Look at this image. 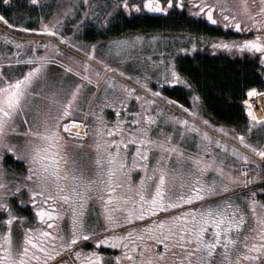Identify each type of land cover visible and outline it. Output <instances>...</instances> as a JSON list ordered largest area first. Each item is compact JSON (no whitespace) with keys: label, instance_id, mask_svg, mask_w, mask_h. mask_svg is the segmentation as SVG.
<instances>
[{"label":"snow or ice","instance_id":"6c2138e0","mask_svg":"<svg viewBox=\"0 0 264 264\" xmlns=\"http://www.w3.org/2000/svg\"><path fill=\"white\" fill-rule=\"evenodd\" d=\"M81 2L92 7L90 0ZM3 3L7 6L10 0ZM31 3L35 6L40 0ZM239 3L240 15L225 14L228 0H142L141 4L119 0L113 9L169 13L177 7H188L189 11L195 7L198 10L192 15L213 24L221 23L214 16V10L218 11L224 27L233 26L245 33L254 30L256 35L242 42L221 41L213 47L261 54L264 66V0H259L254 11L249 0ZM251 3L256 5V0ZM75 14L69 7L60 19H54L53 13L49 22L40 18L39 28L19 29L48 34L58 43H17L4 37L5 44L14 45L17 51L11 53L15 60L0 62V214L5 217L0 219V264H264V202L256 198L264 195V189L248 195L235 191L264 181L259 172L248 175L250 165L260 167L257 161L235 146L229 149L219 138L213 140L194 121L169 115L164 122L179 128L176 134L180 139L174 142V134L160 129L163 109L153 111V106L155 98H163V94L148 87L151 77L147 73L142 87L152 98L135 95L140 102L138 110L128 111L135 90L115 76L106 77L92 62L120 76L126 73L98 58L97 44H72L60 31L62 21ZM93 15L99 20L94 11ZM111 16L113 12L108 13ZM108 17L100 21L101 27L109 23ZM0 21L18 27L3 14ZM83 22L77 20V32ZM142 41V37L110 41L106 54L131 59L130 54ZM25 44L32 46L29 51ZM60 44L83 53L84 58L69 56L71 62L66 63L58 58L64 56ZM22 55L23 60L19 59ZM158 63L163 61L152 62L153 67ZM14 66L26 70L13 75L8 70ZM51 66L61 71L54 73ZM156 79L158 84H187L174 63L166 65ZM136 82L141 83L139 76ZM246 95L249 99L243 105L250 118L247 135L236 133L235 138L264 163V147L259 146L264 135L255 144L247 138L254 128L264 130V116H257L252 104L257 98L264 99V93L253 87ZM106 108L115 110L114 121L105 118ZM220 131L225 132L223 128ZM189 140L195 143V152L183 146ZM7 157L22 163L26 175L7 179L9 173L3 167ZM13 184L15 187H9ZM25 191L29 199H19L16 206L30 204L42 227L23 228L27 218L14 214L11 200ZM97 205L101 211L90 227L88 221ZM14 222L21 226L19 240L14 235ZM83 242H93L94 247L85 250L78 246ZM101 245H110L120 254L106 256L98 250Z\"/></svg>","mask_w":264,"mask_h":264},{"label":"rangeland","instance_id":"374dc122","mask_svg":"<svg viewBox=\"0 0 264 264\" xmlns=\"http://www.w3.org/2000/svg\"><path fill=\"white\" fill-rule=\"evenodd\" d=\"M119 0H90L91 8L84 5L81 0H40V3L36 4L35 6L32 5L31 0H10L9 5L5 6L3 3V0H0V7L4 10V12L8 13V17L10 18V23L16 24L17 28H11L4 22L0 21V62H2L4 59H13L15 60L16 57L12 56L11 53L17 51L14 45L11 44H5L4 37H11L14 39L17 43L26 42V41H38L40 40V44H44L47 41H51L52 43H58L57 39L55 37H52L48 34H42V33H29L22 30H19V28H39L41 26V17L44 18L43 22H49V18L53 17V13H56L54 19H60L61 14L64 12L65 9L72 7L74 8L76 14L75 16L69 15L62 21V28L60 31L63 35L70 38V43L80 45L84 44H97L96 48V56L98 58L104 59L106 63H108L112 68H119L120 71L125 72L126 76H120L119 73L116 72H108L105 69H101L100 67L96 66L97 64L95 61L92 63L95 65V68L99 69L102 73H105L106 77L115 76L116 79L122 83L127 84L132 89L135 90L133 97L135 98V95H141V96H147L148 98H152L149 93L146 92V90L142 87V83L144 82V76L145 73H147L148 77H151L147 81L148 87H150L153 91H160L163 92V90H173L177 92L180 88H182L183 93L188 95V93L193 89L192 87H188L187 85H179V84H163L161 81L159 84L157 82L156 77L159 76V73L164 71V67L166 65L175 64V70L179 71V61H185V58L183 57L184 53H192L193 52V45L195 44V47L199 48L201 47V44H204V42H207L208 36L206 35H200L199 32L194 31L193 28L186 27L185 24H177V23H161L160 25H156L153 21H140L137 20L135 25L133 27H128L126 31L118 32L119 30H111L107 29L100 32H94L93 28L88 25V20L94 19V17L91 16L93 11L99 15V19L101 18V15L105 14L108 11H105V9H109V12H114L113 6L117 4ZM130 3L135 4H141L142 0H129ZM209 3H214L215 0H208ZM51 3V4H50ZM49 5V7H43L42 5ZM229 4V11L225 14L227 15H240L241 14V7L239 0H228ZM249 5L252 7L253 11L256 9V7L259 6V0H256V5H252L251 0H249ZM195 7L192 8L191 11H189V8L186 7L184 11L181 13H185L188 16L195 17V15H192V12L197 11ZM122 12L124 10L122 9H116L114 14L117 12ZM87 12V19L84 18V13ZM134 12V11H132ZM128 14H131L127 12ZM0 14L2 12L0 11ZM176 16V15H174ZM214 16L221 20V23H217L218 27L217 29L220 31L221 34H224V30L229 27H224V22L222 20V17H220L218 11L214 10ZM121 17V16H120ZM197 18V17H196ZM78 19H82L84 22L80 26L79 31L77 32L75 29L76 22ZM193 24V21H188ZM185 23V21H183ZM236 32H232L231 35L233 38L238 37L239 39H242L243 36H245V32H241L240 30L236 29L233 26H230ZM124 29V28H122ZM223 31V32H222ZM254 31V30H252ZM34 36H39L40 39H34ZM136 37H142L143 41L142 43L138 42L137 48L130 54L131 59L125 60L124 57L117 58L114 55H107L106 53L109 50V42L110 41H120V40H132ZM155 37V40H152L151 38ZM210 39V38H209ZM31 45L25 44V50L29 51ZM60 47L64 51L63 57H58L60 59H64L66 63H70L68 57L69 56H76L80 59L84 58L83 53L76 52L75 49L70 48L67 45L60 44ZM183 49H187V51H184ZM223 49V48H221ZM89 49H85V52H87ZM190 50V52L188 51ZM224 50V49H223ZM38 51L40 53H43L44 49L39 48ZM115 50H113L114 52ZM229 50H227L228 52ZM237 50L232 49L233 55L235 54ZM54 54V53H51ZM239 54V53H238ZM148 57H151V60L147 59ZM236 58V57H235ZM19 59L23 60L25 57L22 55L19 57ZM163 61L162 64L158 63L157 67H153L152 62H160ZM192 61V60H191ZM77 66V65H74ZM5 67H7L5 65ZM54 73H58L61 71L57 68V66H51ZM103 68V66H102ZM22 70H26V68H22L21 66H14V70L9 69L8 71L11 72L13 75L18 74ZM111 73V74H110ZM130 76L132 79H128L127 77ZM140 77L141 83L136 82V77ZM71 81V77H69V81ZM103 83V82H102ZM91 90L95 91L94 86H91ZM157 100L156 105L153 106V110L155 111L156 108L164 109L168 107L167 105H172L175 107H178V105H174L175 103H169L171 99L166 98H155ZM164 103V104H162ZM89 106L85 105V109L87 110ZM109 111L108 109H106ZM110 112V111H109ZM113 112H111V115ZM193 116L197 118L198 120L207 121L209 123V120L211 118L204 117L203 115ZM245 115V114H244ZM167 116L164 113V117L161 118L160 121V129L163 130L165 133H172L174 134V142L179 141L180 137L176 133H178L179 128H175L171 124H166L164 122V118ZM207 120H206V119ZM247 118V117H246ZM207 123V125H208ZM246 126H248V122L246 123ZM211 127V128H210ZM208 128L212 129V131L215 130L216 133L206 129V128H200L202 132L207 131L209 135L215 140L216 138H219L221 141L226 143L231 149L232 146H235L238 148L241 152L249 155L252 159L256 160L257 162L260 161V158L253 153L250 149L245 147L243 144L239 142L238 139L235 138V133H226L221 132L219 127H215L213 124V127L210 126ZM247 128V127H246ZM246 128H244L246 130ZM257 131L264 134V130H260L257 128ZM233 135V136H232ZM227 138L232 143H228L224 141L225 139L221 138ZM88 140L86 139L85 142V149H87ZM187 151H196V145L191 140H189L187 143L183 145ZM231 161V157H229L228 161H226V164ZM3 167L7 169L9 175L7 179L13 180L16 177H23L26 175L25 166L20 163L19 161L13 159L12 157H7L3 162ZM257 173V167L253 166V170L248 174L249 176H252ZM237 175H239V165L237 164ZM261 175V174H260ZM243 178V177H242ZM23 183V180L20 181ZM9 187H15V185H10ZM261 189H264V181L257 180L256 182L247 185L245 188H237L235 191L236 193H241L243 195H248L249 193L255 191L257 193L260 192ZM258 200L264 202V195H257L256 197ZM19 199H24L27 201L29 199V194L25 191L22 192V194L17 197L14 200H11V203L15 207V213L18 217H25L27 218V221L23 223V228L33 227L37 228L41 223L36 220L34 209L30 206V204L25 203L21 206H16L17 201ZM101 209L97 205L96 208L93 210L92 216L89 218V226L91 227L94 225L97 221L96 213L100 212ZM4 215L0 214V219H4ZM102 219V218H101ZM21 226L14 222V235L19 240L22 238V231L20 230ZM98 232V229H93ZM85 243V242H83ZM82 243H78V245H81ZM92 247L94 246L92 242ZM87 247V246H83ZM157 247L160 250L162 249V245H157ZM68 258V257H66Z\"/></svg>","mask_w":264,"mask_h":264},{"label":"flooded vegetation","instance_id":"af4514ba","mask_svg":"<svg viewBox=\"0 0 264 264\" xmlns=\"http://www.w3.org/2000/svg\"><path fill=\"white\" fill-rule=\"evenodd\" d=\"M163 3V0H162ZM51 4V3H50ZM186 8V7H185ZM181 8H173L170 9L169 13H159V12H150L147 10H142L140 12H131V14H128L126 11L118 12V14H114L113 16L108 17L109 9H105V14L101 15V18L99 20L96 19V16L91 14L92 17H94L93 21L88 20V25L91 26L94 30V32H100L107 29H111L113 31L119 30L118 32H123L128 30V27H133L135 25L137 20L140 21H151V20H161V23H177V24H185L186 27L193 28L194 31L199 32L200 35H206L208 36L207 42H204V44H201V47L197 48L195 47L193 49V52L190 53H184L183 57L185 58V61H179V71L181 78L187 81V84H179V85H187L189 87V84L193 83L195 93L197 97L201 98L202 100H205V95L203 93L202 88L200 87V83L198 80L194 77V75L197 76L201 72V70L204 68V66L212 67L214 64H222L225 67H231V65L234 63V60H238L242 68L246 72L250 70V66L255 65L256 66V74L258 83L256 86V89L258 92L264 93V66L260 64V56L261 54L251 55L247 52H244L241 54L240 52L236 51L233 55L232 50L227 52V49H221L219 47H213L214 44H219L221 41L225 42H232V41H243L245 39H252L256 32L250 30V33H246L245 36L242 37V39H239L238 37L233 38L231 35L232 32H236L233 28L229 26V28H226L223 32L224 34H221L220 31L217 29L218 25L213 24L206 20L203 16H195L191 17L188 16L185 13H181L184 11V9ZM120 10V9H119ZM2 14L5 17H8L5 15V13L2 12ZM176 15V16H174ZM121 16V17H120ZM105 17L109 18V23L103 27H101L100 21H103ZM197 17V18H196ZM7 19V18H6ZM185 21V23H183ZM188 21H193V24ZM36 27V26H35ZM34 27V28H35ZM124 28V29H122ZM20 29V28H19ZM121 30V31H120ZM210 38V39H209ZM34 39H40L39 36H34ZM40 41V40H38ZM184 51H187V49H183ZM190 52V50H188ZM239 53V54H238ZM236 57V58H235ZM192 60V61H191ZM215 71V68H214ZM6 74H8L6 72ZM111 74V73H110ZM130 87V86H129ZM131 88V87H130ZM163 97L166 99H174L172 96L177 95L184 101L187 98V93L184 94L182 88H180L177 92L167 89L162 92ZM189 94V93H188ZM140 102H137L134 97H132L131 100L128 101L129 108L128 111L135 112L138 110V104ZM254 108L258 114V116H264V99L257 98V100L252 101ZM107 109V108H106ZM105 109L104 116L109 121H114L116 119V114L114 109H108L107 111ZM189 109V108H188ZM111 112L113 114L111 115ZM196 112H201V114H204L208 116L209 114H213L214 111L212 108L208 107L207 104L204 102L203 107L201 110H196ZM123 118V116L121 117ZM219 128H223L225 132L232 133V132H239V127H236L229 123H221L219 125ZM234 130V131H233ZM263 134V133H262ZM264 135V134H263ZM261 139L259 138L257 140ZM257 140L250 141L249 143H256ZM260 147H264V142H262ZM257 164L260 165V167H257V172H259L262 176H264V171H261V169H264V163L260 161L257 162ZM138 179V177H134ZM139 225H137L138 227ZM38 227H42V225H39ZM124 229H118V231H123ZM92 242H85L81 245H78L79 247L90 250L92 249ZM87 246V247H83ZM98 250L102 253H104L106 256H116L120 254V250L118 249H112L110 245H101L99 246ZM65 259H67L65 257ZM112 264V262H110Z\"/></svg>","mask_w":264,"mask_h":264},{"label":"trees","instance_id":"16d2710c","mask_svg":"<svg viewBox=\"0 0 264 264\" xmlns=\"http://www.w3.org/2000/svg\"><path fill=\"white\" fill-rule=\"evenodd\" d=\"M0 11L8 16V13L0 7ZM156 25L161 24V20H151ZM238 60H234L231 67H225L222 64H214L211 68L204 66L199 74L194 77L200 83V87L205 95V102L208 107L212 108L213 114L208 116L202 114L204 117L211 118L206 126L219 127L221 123H229L239 127V132L245 133L246 123L249 119L244 115L243 100L247 98V91L250 88L257 86L258 79L256 66H250L249 73L242 70ZM215 68V71H214ZM174 99L182 102L179 96H172ZM186 101V99L184 100ZM206 119V118H205ZM207 120V119H206ZM208 121V120H207ZM211 128V127H210ZM227 133V132H226ZM246 134V133H245ZM247 135V134H246ZM263 134L259 130L253 129V132L248 135V142L257 140ZM233 136V135H232Z\"/></svg>","mask_w":264,"mask_h":264},{"label":"crops","instance_id":"0c3cea01","mask_svg":"<svg viewBox=\"0 0 264 264\" xmlns=\"http://www.w3.org/2000/svg\"><path fill=\"white\" fill-rule=\"evenodd\" d=\"M189 85H190V88L192 87L193 89L189 92V94H188V96H187V98H186V101H182V102L179 101V100H177V101L181 102L180 104H183V105H185L186 107H188L189 110H190V112H193V111L196 112V110H201V108L203 107L204 103H203V100H202L201 98L197 97V95H196V93H195V90H194L193 83H191V84H189ZM163 91H164V90H163ZM197 98H198V99H197ZM153 111H154V110H153ZM163 113H165L166 116L174 115V116H177V117H180V118H185V117H183V116H181V115H179V114H177V113H175V112H173V111H171L170 109H167V108H164V109H163ZM196 113H197V112H196ZM198 113H199L200 115H202L201 112H198ZM199 114H198V115H199ZM185 119H187V118H185ZM194 119H195V120H190V119H188V120H189L190 122H193V121H194L195 124H196L199 128H206V129L212 131V129L208 128V126H206L205 123H203L202 121L198 120V119L195 118V117H194ZM212 132L216 133L215 130L212 131ZM220 137L223 138L222 136H220ZM223 139H225L224 141L230 143L229 140H227V138H223Z\"/></svg>","mask_w":264,"mask_h":264},{"label":"built area","instance_id":"2783aa9c","mask_svg":"<svg viewBox=\"0 0 264 264\" xmlns=\"http://www.w3.org/2000/svg\"><path fill=\"white\" fill-rule=\"evenodd\" d=\"M262 93H263V92H262ZM246 99H249V98L247 97ZM243 101H244V100H243ZM252 104H253V103H252ZM165 105H166V104H165ZM166 106H167L168 108H170L171 110L177 112L178 114H180V115H182V116L187 117V118L190 119V116L187 114L186 109H185L184 107L181 108V107H179V105H178V107H175V106L168 105V104H167ZM243 109H244V113H245V115L248 117L244 105H243ZM253 111H254L255 114L258 116V114H257V112H256V110H255V108H254V105H253ZM248 118H249V117H248ZM250 169H251V170L249 171V173L253 170V166L250 165ZM249 173H248V174H249Z\"/></svg>","mask_w":264,"mask_h":264}]
</instances>
